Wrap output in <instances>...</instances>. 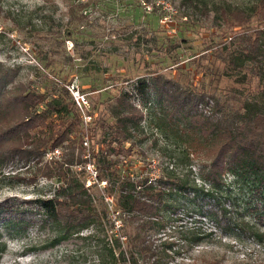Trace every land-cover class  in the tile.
Wrapping results in <instances>:
<instances>
[{
  "label": "rangeland",
  "instance_id": "374dc122",
  "mask_svg": "<svg viewBox=\"0 0 264 264\" xmlns=\"http://www.w3.org/2000/svg\"><path fill=\"white\" fill-rule=\"evenodd\" d=\"M257 1L0 0V63L3 67L18 65L15 81L29 83L40 92L51 91L52 83L61 79L67 81L65 86L71 94H85L89 109L85 111L93 110L90 119L82 115L88 139L90 126L92 132L99 133L101 120H114L109 104L119 94L132 90L139 78L151 85L158 80L156 76H161L179 87L215 96L235 91L249 97L257 92L258 78L251 76L246 66L233 70L223 59L239 52L238 34L264 31V18L253 13ZM78 2L87 5L80 9ZM233 11L245 20L243 24H230ZM73 12L85 18L78 21ZM149 94L145 105L138 95H132L144 112L143 133L136 135L131 154L121 156L122 168L150 175L155 170L171 169L175 176L203 189L184 194L173 189L166 199L176 210H161L159 220L164 227L146 229L139 228L135 221L123 224L114 197L102 190L113 226L110 230L103 221L107 237L100 231L89 237V227L49 245L51 232L33 223V212H27L32 222L20 235L9 234L0 221V264H123L121 249L135 264H264V197L252 189L250 181H237L230 174L218 186L203 179L200 163L183 157L182 144L173 134L169 131L164 135L153 126L154 112L167 108L168 103L165 98L158 101L153 91ZM208 102L205 108L210 111L212 100ZM98 133L92 134L94 144ZM61 152L62 146L48 148L39 162L19 161L16 167L0 162V203L6 198L17 202L50 196L60 181L46 177L38 167L46 160H61ZM71 167L84 169L87 184L97 183L100 188L106 185L105 180L97 182L92 162ZM219 206L231 216L250 221L261 238L222 227L200 212ZM140 233L146 235L144 244L137 242ZM197 235L200 240H196ZM118 237L120 246L116 247ZM104 245L114 246V260L101 259L97 254Z\"/></svg>",
  "mask_w": 264,
  "mask_h": 264
},
{
  "label": "trees",
  "instance_id": "16d2710c",
  "mask_svg": "<svg viewBox=\"0 0 264 264\" xmlns=\"http://www.w3.org/2000/svg\"><path fill=\"white\" fill-rule=\"evenodd\" d=\"M149 1L143 0L145 3ZM86 5V2L77 3L80 9ZM254 7L253 13L264 18V0H258ZM232 15L234 21L230 24L245 22L234 11ZM72 16L78 21L85 18L84 14L76 15L74 12ZM262 35L263 30L238 34L236 40L241 41L239 52L234 51L223 58L233 70L246 66L251 76L258 78L260 87L257 92L251 93L249 97L235 91L215 96L201 90L179 87L161 76H156L158 80L151 85L144 78H139L132 90L119 94L109 104L114 120H101L98 124L96 144L92 143L93 135L97 134L96 130L92 132V126L89 129L90 135L86 134L89 135L88 139L85 137L82 114L65 86L66 80L57 79L52 83L51 91L40 92L29 83L15 81L18 78V65L3 67L0 63V162L11 166L17 165L15 163L19 161L39 162L48 148L62 146L59 155L61 160H46L38 167L46 177L60 181L52 194L17 202H10L7 198L2 200V227L11 235L23 234L32 220L27 212H33V223L39 229L51 232L49 245L79 235L80 231L89 227L92 228L89 237L99 231L107 237L103 221H106L108 229L112 230L113 226L108 220L103 192L114 197L123 224L135 221L141 229L164 227L162 220H159L161 210L175 211L177 208L168 202L166 196L173 189L184 194L195 193L203 187L199 188L195 183L188 184L184 178L175 176L167 168L159 173L155 170L153 175L122 168L121 156L131 154L137 141L136 135L143 133L141 120L144 112L133 102L132 95H138L145 105L150 99V91H153L158 101L165 98L168 103L167 108L161 107L160 112H154L153 126L164 135L168 136L169 131L173 134L175 141L182 144L183 157L200 163L199 171L203 179L218 186L230 174L237 181H250L252 189L264 197ZM244 77L245 73L242 79ZM209 100H212L210 111L205 108ZM92 111L90 109L93 117ZM182 120L184 123L181 124ZM126 143L129 145L126 146ZM87 161L92 162L96 169L97 182L105 180L106 185L100 188L97 183L87 184L84 169L71 167ZM93 187L96 189L93 190ZM210 197L214 199L216 196L211 193ZM200 212L212 217L222 227L240 229L260 238L262 236L255 232L250 221L231 216L223 206L202 209ZM200 239L197 235L196 240ZM137 242L144 244L146 235L140 233ZM118 246L119 237L116 238ZM100 251L97 250V254L101 259L110 258L112 261L116 258L114 246L104 245ZM119 258L123 264H135L133 258H126L124 249L120 250Z\"/></svg>",
  "mask_w": 264,
  "mask_h": 264
},
{
  "label": "built area",
  "instance_id": "2783aa9c",
  "mask_svg": "<svg viewBox=\"0 0 264 264\" xmlns=\"http://www.w3.org/2000/svg\"><path fill=\"white\" fill-rule=\"evenodd\" d=\"M72 89H73V87H72ZM72 95H73L74 100L76 101L77 105L80 107L81 113L84 116V119L85 120L90 119L91 115L87 111H85V108L87 109L86 106L88 105V99L85 98V94H83V93L80 94V92L78 93V91H72Z\"/></svg>",
  "mask_w": 264,
  "mask_h": 264
}]
</instances>
